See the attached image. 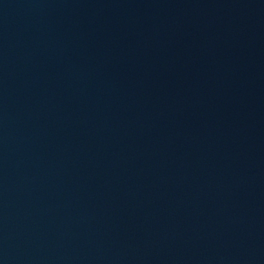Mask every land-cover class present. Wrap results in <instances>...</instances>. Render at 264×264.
<instances>
[{
    "label": "water",
    "instance_id": "obj_1",
    "mask_svg": "<svg viewBox=\"0 0 264 264\" xmlns=\"http://www.w3.org/2000/svg\"><path fill=\"white\" fill-rule=\"evenodd\" d=\"M0 264H264V0H0Z\"/></svg>",
    "mask_w": 264,
    "mask_h": 264
}]
</instances>
